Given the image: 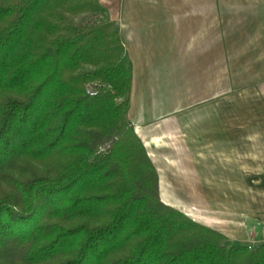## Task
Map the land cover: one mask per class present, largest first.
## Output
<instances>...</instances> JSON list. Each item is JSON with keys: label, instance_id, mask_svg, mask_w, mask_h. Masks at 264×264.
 <instances>
[{"label": "trees", "instance_id": "obj_1", "mask_svg": "<svg viewBox=\"0 0 264 264\" xmlns=\"http://www.w3.org/2000/svg\"><path fill=\"white\" fill-rule=\"evenodd\" d=\"M98 11L0 0V264H264V242L229 243L161 200L128 117L131 62Z\"/></svg>", "mask_w": 264, "mask_h": 264}, {"label": "crops", "instance_id": "obj_2", "mask_svg": "<svg viewBox=\"0 0 264 264\" xmlns=\"http://www.w3.org/2000/svg\"><path fill=\"white\" fill-rule=\"evenodd\" d=\"M97 1L98 12L115 23L131 62L128 117L158 172L161 200L171 199L161 172L172 177L179 194L204 192L213 163L221 168L223 153L245 151L241 144L230 149L213 143L214 135H227L228 97L217 89L226 94L244 84L230 83V72H264L257 42L264 39V0ZM258 80L245 85L256 87Z\"/></svg>", "mask_w": 264, "mask_h": 264}, {"label": "rangeland", "instance_id": "obj_3", "mask_svg": "<svg viewBox=\"0 0 264 264\" xmlns=\"http://www.w3.org/2000/svg\"><path fill=\"white\" fill-rule=\"evenodd\" d=\"M91 19L92 12L68 16V21L73 25L85 24ZM257 42L264 58V39ZM231 52L230 55L236 59V49ZM240 75L244 76V81ZM257 76H260L256 82L258 86L245 85ZM229 79L230 83L239 79V83L244 84L237 88L230 87L226 94L227 89H217V95L228 97L226 127L223 123V131L226 128L227 135H214L213 143L227 144L230 149L241 144L245 151L223 153L227 156L223 158L222 167L217 168L213 163L207 170L213 169V173L205 174L204 192L192 189L179 194L172 184V177L161 172L162 188L171 197L162 199L188 213L195 221L219 230L229 243L255 247L264 242V178L259 177L264 174V72H230ZM223 113L226 115L225 110ZM224 169L228 171L227 177L222 173Z\"/></svg>", "mask_w": 264, "mask_h": 264}, {"label": "built area", "instance_id": "obj_4", "mask_svg": "<svg viewBox=\"0 0 264 264\" xmlns=\"http://www.w3.org/2000/svg\"><path fill=\"white\" fill-rule=\"evenodd\" d=\"M100 84L97 82L88 83L85 87V92L89 96H95L100 90Z\"/></svg>", "mask_w": 264, "mask_h": 264}]
</instances>
